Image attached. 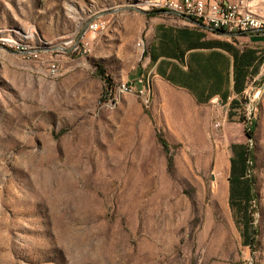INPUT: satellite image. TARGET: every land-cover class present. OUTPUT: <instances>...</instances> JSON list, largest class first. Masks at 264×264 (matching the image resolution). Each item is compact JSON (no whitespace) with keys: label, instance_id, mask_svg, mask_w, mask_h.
<instances>
[{"label":"rangeland","instance_id":"1","mask_svg":"<svg viewBox=\"0 0 264 264\" xmlns=\"http://www.w3.org/2000/svg\"><path fill=\"white\" fill-rule=\"evenodd\" d=\"M149 1L0 0V264H264V55L224 103L123 93Z\"/></svg>","mask_w":264,"mask_h":264},{"label":"crops","instance_id":"2","mask_svg":"<svg viewBox=\"0 0 264 264\" xmlns=\"http://www.w3.org/2000/svg\"><path fill=\"white\" fill-rule=\"evenodd\" d=\"M138 12L144 17V52L138 69L125 76L136 89L160 80L197 103H224L242 95L248 78L258 76L264 35L239 36L169 14Z\"/></svg>","mask_w":264,"mask_h":264},{"label":"built area","instance_id":"3","mask_svg":"<svg viewBox=\"0 0 264 264\" xmlns=\"http://www.w3.org/2000/svg\"><path fill=\"white\" fill-rule=\"evenodd\" d=\"M259 0H182L178 2L161 3L153 0L152 6L139 8L146 13H164L176 16L183 21H189L195 25L206 27L210 30L230 32L239 35H264V14L260 10ZM104 22L101 20L88 23L86 34L94 37ZM11 46V41L7 42ZM78 50L83 53L90 51L89 43L84 38ZM141 52H144V44L141 43ZM25 56L36 55L39 52L33 50L24 51ZM50 66H57L54 62ZM141 82V81H140ZM123 93L145 95L144 87L135 89L131 83H122L119 87ZM251 114L246 113V118ZM219 124L215 126L218 127Z\"/></svg>","mask_w":264,"mask_h":264},{"label":"trees","instance_id":"4","mask_svg":"<svg viewBox=\"0 0 264 264\" xmlns=\"http://www.w3.org/2000/svg\"><path fill=\"white\" fill-rule=\"evenodd\" d=\"M97 73H98L99 77L104 81L106 87H109L110 88L111 85H112L111 84V78H109L105 74L104 70H102V69H99ZM251 134H252L251 131H248L247 132V135L250 136ZM159 142L162 145L163 150L167 153L168 152V145H167L166 141L159 137ZM247 157H248V149H247V151L244 154H240L239 155V158H240V161L241 162L245 161ZM168 164H170V160H169Z\"/></svg>","mask_w":264,"mask_h":264},{"label":"bare ground","instance_id":"5","mask_svg":"<svg viewBox=\"0 0 264 264\" xmlns=\"http://www.w3.org/2000/svg\"><path fill=\"white\" fill-rule=\"evenodd\" d=\"M152 1L153 0L149 1L147 4H145L144 7L145 8H148V7L152 6ZM160 1H161V3H168V2H178V1H182V0H160ZM90 23H92V22H90ZM102 25H104V23ZM215 31H217V30H215ZM227 33H229V34H235V33H230V32H227ZM235 35H239V34H235Z\"/></svg>","mask_w":264,"mask_h":264}]
</instances>
